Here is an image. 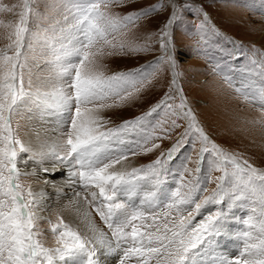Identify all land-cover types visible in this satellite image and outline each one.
<instances>
[{
  "label": "snow or ice",
  "instance_id": "snow-or-ice-1",
  "mask_svg": "<svg viewBox=\"0 0 264 264\" xmlns=\"http://www.w3.org/2000/svg\"><path fill=\"white\" fill-rule=\"evenodd\" d=\"M117 2L70 0L71 20L59 29L57 40L46 35L48 29L33 30L35 9L32 0H23L9 43L0 49V264H264V170L212 140L183 89L176 87L177 28L193 13L198 23L192 30L207 45L208 36L218 34L215 25L202 6L189 0H167L124 16L109 11ZM161 10L169 15L154 43L132 48L117 40ZM34 42L50 57L45 77L33 71L39 67L32 62ZM129 51L160 54L127 72L106 75L101 70L106 56ZM227 56L242 61L244 53ZM225 63L221 59L216 65ZM163 65L173 73L169 91L142 115L110 126L105 112L139 99ZM260 75L259 88L248 84L247 90L237 91L264 113V72ZM32 106L55 118L58 135L51 146L20 136L19 120L32 119ZM181 128L172 146L152 163L125 165L130 156L160 149ZM197 143L193 172L186 165ZM29 161H48L39 168L42 178ZM213 172L221 174L213 178ZM185 173L193 176L187 183ZM57 174L67 178L73 195H65L68 204L60 208L57 222L48 220L56 244L50 248L41 227L48 211L46 193L25 188L21 181L35 176V182L42 179L63 190L64 185H56ZM209 183L215 188L205 195ZM69 206L78 223L63 217ZM93 213L107 231L96 225ZM228 240L240 245L238 256L224 255Z\"/></svg>",
  "mask_w": 264,
  "mask_h": 264
},
{
  "label": "rangeland",
  "instance_id": "rangeland-1",
  "mask_svg": "<svg viewBox=\"0 0 264 264\" xmlns=\"http://www.w3.org/2000/svg\"><path fill=\"white\" fill-rule=\"evenodd\" d=\"M69 2L70 0H32L36 13L32 18L33 30L39 32L48 29L46 35L50 38L60 39L59 29L71 20V15L66 6ZM161 2L166 3L167 0H126V2L119 0V2L111 5L109 11L114 15L124 16ZM189 2L196 6H202V12L208 14L210 22L215 25L218 34L209 35V43L205 45L200 36L192 30L194 25L198 23V16L194 18L193 13L186 14V18L176 30L177 47L179 48L177 59L180 61L176 69L179 74L176 87L183 89V95L186 96L188 105L193 109L198 122L212 140L225 151L236 154L242 160L246 159L257 169L264 170V158H261L264 156V150L259 154L253 146L252 133L250 132L253 130L245 127L246 125H241L237 118L234 119L236 120L234 124L238 125L224 124V121L230 124L232 120L228 117L229 111H233L241 119L244 118L253 122V125L254 122L261 123L264 117V113L258 110V105L252 103L251 100H246L243 93L237 91L238 89L247 90L248 84L256 85L259 88L260 74L264 72V0H189ZM22 4L23 0H0V9H13L11 12L7 10L0 11V49L6 47L9 43L8 35L19 21L18 13L22 9ZM168 15V10L151 13L148 17L137 22L136 25L127 29L125 34L118 35L117 40L132 48L154 43L157 38L156 34L159 32V28L163 26ZM65 17L68 19L66 20ZM232 20H234V24L230 23ZM234 51L244 53L242 61L228 60L227 54ZM204 52L207 55L201 54ZM159 54V51H129L128 55L106 56L102 61L101 70L106 75L127 72L140 68L150 61H155ZM49 59L50 57H46L41 52L40 46L34 42L32 62L39 65V67H34L33 71L41 77L47 76L50 70ZM221 59L227 61V63L220 64L217 67L216 62ZM172 76L173 73L167 65L159 67L152 83L140 93L139 99L124 108L105 112V116L110 117L113 121V125L110 126L120 124L123 120L134 119L136 116L148 111L165 92L169 91ZM228 80H231V83ZM39 111L40 109L35 106L28 109V115L32 119L30 121L19 120V133L21 138L27 139L29 133L33 135L28 126L49 125L44 131L45 134L40 135L41 137L38 138V143H35V145L44 144L45 141L50 145L52 143L50 140L51 135H46V133L49 132L48 127L52 130L55 127L52 125L55 124L39 121L37 118ZM160 116L161 119L165 118L163 112ZM230 130L234 132V135ZM182 131L183 128L178 129L171 139L164 140L160 149L147 154L130 156L124 162L125 165L129 168H140L152 163L160 155L161 150H167L172 146L176 136ZM199 148L200 145L197 143L195 148L191 150V160L186 165L193 172L197 167L196 161ZM180 159H183V156L179 157L178 161ZM35 163L41 164L39 161ZM220 174L219 172H213L212 177L214 178ZM33 178L32 176L22 178L21 182L25 188L31 186L34 189L35 186L40 185V182H35ZM192 179L193 176L185 173V183ZM63 182L67 187L64 185V189L58 191L68 194L72 189L65 178H62V174H59L58 183L63 185ZM214 188L215 183H209L208 192L205 195L210 194ZM47 189L49 193L52 192L49 187ZM242 211L238 212L237 215H240ZM45 216L46 219L41 222V227L46 233L44 236L45 246L54 248L56 247L55 238L50 229L52 224L57 222V212L52 208L51 211L45 213ZM93 219L99 227L107 231L103 222L95 213H93ZM196 219L199 220L200 217ZM48 220H51L52 224H49ZM223 247L224 255L227 257L238 256L241 250L240 245L232 240L225 241Z\"/></svg>",
  "mask_w": 264,
  "mask_h": 264
},
{
  "label": "bare ground",
  "instance_id": "bare-ground-1",
  "mask_svg": "<svg viewBox=\"0 0 264 264\" xmlns=\"http://www.w3.org/2000/svg\"><path fill=\"white\" fill-rule=\"evenodd\" d=\"M231 24H234V20H232L230 22ZM264 25V24H263ZM260 27H262V25H260ZM258 26V28H260ZM262 29V28H261ZM264 37V36H263ZM263 39V38H262ZM223 114V113H222ZM228 117H230L232 120L230 121V124H228L227 122L224 121V124L225 125H238V124H234V120L235 118H237L238 122L241 124V125H246L245 127H248L250 130H253V131H250L252 133V142H253V146H255V148L257 149V151L259 152V154L262 153V151L264 150V123H254L253 125V122L251 121H247L245 120L244 118L241 119L238 115H236L233 111L230 112L229 111V114H228ZM227 117V118H228ZM37 118L39 121H42L44 123H47V122H50V123H54L55 124V118L54 117H51V116H48V115H45V113L40 109L38 115H37ZM226 118V119H227ZM228 120V119H227ZM259 120V119H258ZM264 120V117L263 119ZM258 122V121H257ZM33 124V123H32ZM40 124V123H39ZM223 124V125H224ZM34 126V125H33ZM32 125L28 126V128L31 130V132L33 133L28 136L27 139H31L34 144L35 143H38V138H40L41 134L44 133L45 129L47 128V126L49 125H36V127H33ZM52 126H55V125H52ZM49 128V132L48 134L46 133V135H51L50 137V140L51 142L53 143V141L55 140V137L57 135L56 132L52 130H50V127ZM227 128H230L229 126H227ZM28 129V130H29ZM231 129V128H230ZM39 130V131H38ZM230 132L232 133V135H234V132L232 130H230ZM239 132V131H237ZM45 134V133H44ZM238 134V133H237ZM238 136V135H237ZM43 138V137H42ZM45 141V140H44ZM49 142V141H48ZM49 142V143H51ZM45 143V142H44ZM51 143V144H52ZM41 144V143H40ZM48 144V143H47ZM51 144L49 146H51ZM261 158H264L261 157ZM48 163V161H44L43 163L41 164H38V163H35V162H32V161H29V167L30 169L33 171V172H38L40 177L42 178L45 174L42 173V172H39V168L42 167V166H46ZM58 176L59 174H57V176L55 177V181H56V185H61L60 183H58ZM34 177V181H36V177L35 176H32ZM65 181L67 183H69V181L67 180V178H65ZM64 183V182H63ZM62 183V184H63ZM63 185H66L65 183ZM69 185V184H68ZM50 190H52V192L49 193L48 191V188ZM67 187V185H66ZM43 190L45 193H46V202H47V206H48V211L52 208H54L56 210V212L58 213L60 208L63 206V205H67L68 204V200L65 199V195H67V197H71L73 195V191L70 190V192L68 194H63V193H60L58 191V189L56 187H53L51 185H46L42 182V179H41V182H40V185H37L35 186L34 190ZM72 189V188H71ZM50 195V196H49ZM52 207V208H51ZM54 211V210H53ZM63 217L65 218L66 221H75V222H79L78 219H77V212L75 210L74 207L72 206H69L67 209H65L62 213ZM97 225V224H96ZM99 227V225H97ZM101 228V227H99ZM102 229V228H101Z\"/></svg>",
  "mask_w": 264,
  "mask_h": 264
}]
</instances>
